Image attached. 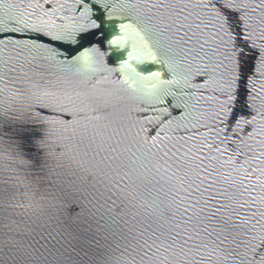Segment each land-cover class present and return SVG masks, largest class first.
Wrapping results in <instances>:
<instances>
[{
    "label": "water",
    "instance_id": "obj_1",
    "mask_svg": "<svg viewBox=\"0 0 264 264\" xmlns=\"http://www.w3.org/2000/svg\"><path fill=\"white\" fill-rule=\"evenodd\" d=\"M0 264H264V0H0Z\"/></svg>",
    "mask_w": 264,
    "mask_h": 264
}]
</instances>
